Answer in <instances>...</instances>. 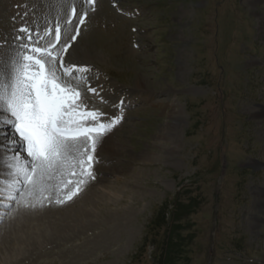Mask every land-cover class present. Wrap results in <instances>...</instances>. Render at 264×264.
Segmentation results:
<instances>
[{
  "label": "rangeland",
  "instance_id": "1",
  "mask_svg": "<svg viewBox=\"0 0 264 264\" xmlns=\"http://www.w3.org/2000/svg\"><path fill=\"white\" fill-rule=\"evenodd\" d=\"M35 48L115 125L34 164L57 156L55 172H78L83 193L55 209L86 205L88 216L72 229H58L60 214L42 217L57 225L41 245L25 227L31 241L12 264H264V115L254 113L264 107V0H0V119ZM62 59L84 66L94 94ZM34 178L11 200L0 182V264L20 216L41 217L59 196L56 181Z\"/></svg>",
  "mask_w": 264,
  "mask_h": 264
},
{
  "label": "bare ground",
  "instance_id": "2",
  "mask_svg": "<svg viewBox=\"0 0 264 264\" xmlns=\"http://www.w3.org/2000/svg\"><path fill=\"white\" fill-rule=\"evenodd\" d=\"M49 91H50V87H49V90H46V88H45V93H47ZM27 96L31 99L29 93L27 94ZM49 100H56L57 101L56 105H54V108L56 110L59 108V112H60L62 110V107H61L60 104L62 103V105H64V103H65L64 100H66V94H65V92H60L59 93L55 89H53L49 93ZM0 107H1V104H0ZM11 108L12 107H9L7 105V106H5V110H4V112H6V113L1 111V112L4 113L3 117H5V118H1L0 119V137L1 138L3 137L2 139H0V172L5 171V167L8 166L10 163L16 162V163H14V164H16L14 170L11 169V171H13L12 174H14V175L20 174L24 169H26L27 171H30V173L36 172V174H35L36 182L41 183L42 179H45V177H46V180H47V178H49L52 181H56V183H58L59 186H60L61 184L64 183V179L68 178V176L64 177V175H62V174H64L63 170H61L63 172H61L59 169L57 170V172L54 171V168H56V162L53 161L54 164H55L54 166L50 165L49 163L46 165V163L44 162V164L40 165L42 167L39 168L38 166L34 165V161L31 158L30 153L32 152V150H31L30 153H24L23 152V154H20V151L22 152V149H21L22 146L25 145V142H24L25 139L23 137H21L20 135H18V134H17L18 137L15 136L13 128L11 126H9L11 120L13 118H15V113H14L15 111L13 110V108L12 109ZM254 113L257 116H263L264 115V107L255 110ZM46 116H48V115H46ZM61 119H63L62 122L64 124L70 123L69 121H67L69 119H66V118L64 119V117L61 118ZM78 122H80V120H75V121H72L71 123L78 124ZM33 127H35V126H33ZM51 137L54 138L53 135H51ZM56 138L65 139V138L58 137V136H56ZM66 141H68V139ZM38 158H40L39 159L40 162L41 161L43 162V161L46 160V158H42V157H38ZM50 159H48V160H50ZM39 163H37V164H39ZM262 164L264 165V163H262V162L261 163H256V166H262ZM43 168L48 173V176L43 174V171H44ZM8 173H10V172H8ZM42 174H43V177H41ZM69 177H70V175H69ZM49 182L50 181L48 180V183ZM24 185L26 187H28L29 184H27V181H26L24 183ZM48 187H49V184H48ZM70 194H68V195L70 196ZM261 194L263 195L262 201H264V189L261 190ZM69 196L65 197V199L61 200L63 202L62 205H64L66 203L64 201L70 200ZM87 196H88L87 193L82 195V196H80V201L85 202L88 199ZM54 206L50 208V210H49L50 213L49 212L47 213V211H45V209H44L46 214L40 215L41 217L36 216L34 214L35 211L33 212V210H32L33 214H29V212H28L29 216H25V217L24 216H20L21 217L20 221L21 220L24 221V222L22 221V223H23L22 224L23 233L20 230H18V231L15 230L14 231V236L15 237L13 238V242H14V244H12L13 247L12 246H11L12 248L10 247L11 249L8 251V255H5V256L2 255V256H4L3 259L1 258L3 263L12 264V263H14V261H17L19 256L22 255V253L24 251V250H22L23 249L22 245L30 242L31 238H32V237L27 236V231L28 230L25 231L26 228L27 229H34L33 230L34 232H38L39 233V234L37 233V235L35 236V240L39 243V245H41V243L39 241L48 240V237L50 236V234L53 233L52 226L55 227L57 224L55 223L56 224L55 225V224H53V222L50 221L49 224H51V225H49L48 227L44 226L43 225L44 222H42V224L39 223L42 220V217H48L47 215H51V214H53V212H54V214H57V215L60 214V220H62V222H64V224H62V225H64V227H60L59 224H58L57 225L58 229H64V228L72 229V228L75 227L76 222H79V221L82 222L88 216V213L84 209V207H86V205H84V207L81 208L80 212H78V213L74 212V215H72V212L61 213L58 209H55L56 207H54ZM56 210H57V212H56ZM20 213H22V212H20ZM31 221H36V222H38V224H36V225L31 224L32 223ZM72 223L74 225H72ZM50 228H51V230H50ZM10 235H11V233H10ZM39 247H41V246H38V248Z\"/></svg>",
  "mask_w": 264,
  "mask_h": 264
}]
</instances>
